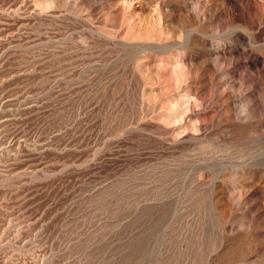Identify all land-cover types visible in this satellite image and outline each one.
<instances>
[{
  "label": "rangeland",
  "instance_id": "374dc122",
  "mask_svg": "<svg viewBox=\"0 0 264 264\" xmlns=\"http://www.w3.org/2000/svg\"><path fill=\"white\" fill-rule=\"evenodd\" d=\"M0 264H264V0H0Z\"/></svg>",
  "mask_w": 264,
  "mask_h": 264
}]
</instances>
